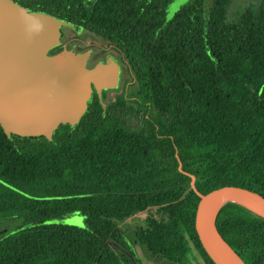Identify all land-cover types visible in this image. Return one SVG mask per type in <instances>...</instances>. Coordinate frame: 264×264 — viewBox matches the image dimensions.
<instances>
[{
  "label": "trees",
  "instance_id": "1",
  "mask_svg": "<svg viewBox=\"0 0 264 264\" xmlns=\"http://www.w3.org/2000/svg\"><path fill=\"white\" fill-rule=\"evenodd\" d=\"M14 1L129 47L149 118L131 131L122 107L94 97L51 140L0 126V264H137L132 244L215 264L195 228L198 193L264 197V0L233 19L235 0ZM72 214L85 227L56 223ZM217 227L245 264H264L262 217L227 203Z\"/></svg>",
  "mask_w": 264,
  "mask_h": 264
},
{
  "label": "water",
  "instance_id": "2",
  "mask_svg": "<svg viewBox=\"0 0 264 264\" xmlns=\"http://www.w3.org/2000/svg\"><path fill=\"white\" fill-rule=\"evenodd\" d=\"M63 27L74 26L30 12L14 0H0V125L8 137L41 135L51 140L60 125L73 128L79 123L91 99L92 83L100 90L110 85L98 82L116 79L112 62L88 70L89 52L49 56L60 44ZM191 187L195 190L193 176ZM198 195L195 228L211 260L245 264L220 234L217 216L224 205L235 203L264 219V197L235 185Z\"/></svg>",
  "mask_w": 264,
  "mask_h": 264
},
{
  "label": "flooded vegetation",
  "instance_id": "3",
  "mask_svg": "<svg viewBox=\"0 0 264 264\" xmlns=\"http://www.w3.org/2000/svg\"><path fill=\"white\" fill-rule=\"evenodd\" d=\"M65 28L72 29L73 31L77 30V32L67 35L64 32ZM83 32L94 35L78 27H63L60 30V44L52 49L48 55L62 57L65 52H68L71 44H73L76 46L75 52L83 54L90 53L86 62V68L88 70H93L99 65L108 66L111 62L114 63L117 67L116 79L112 82L108 80H102V83L98 82L100 85L108 83L110 85L109 87H102L100 90L96 87L97 83H92L91 99L98 97L100 98V103L106 102L110 105L117 103L127 112L124 121L128 118L138 121L143 116L149 118V115L142 109L144 100L137 95L139 71L138 65L131 54L132 50L123 43L112 46L96 35L94 36L101 39V41H97L90 36H83ZM71 51L73 50L71 49ZM141 123L140 121L137 126H134V129H131L127 127L126 122V128L131 131L140 130ZM157 137L162 138L163 136L158 135Z\"/></svg>",
  "mask_w": 264,
  "mask_h": 264
},
{
  "label": "rangeland",
  "instance_id": "4",
  "mask_svg": "<svg viewBox=\"0 0 264 264\" xmlns=\"http://www.w3.org/2000/svg\"><path fill=\"white\" fill-rule=\"evenodd\" d=\"M189 0H176V2L173 4L171 10L173 9L174 11L178 10L179 7H181L184 3L188 2ZM261 0H235L232 8H231V14L230 18L233 19L235 13L238 12L239 8L250 5V4H258L260 3ZM65 34L70 35V34H75L77 30L73 31L72 29L65 28L64 29ZM83 36H90L91 38H94L97 41H101V39L96 38L94 35L88 34L87 32L82 33ZM71 49L74 51L76 49V46L71 44L70 48L68 51H71ZM245 101H243L244 104ZM127 126L130 127L131 129H134V126H137V124L140 122L139 120H130L129 118L126 120ZM1 126V125H0ZM2 127V126H1ZM3 129V128H2ZM4 131V130H3ZM56 223H61L64 225H69V226H74L78 228H83L85 227L86 223V218L80 214H72L68 215L64 218H61L56 221ZM134 227L133 224H130L125 228V230H131ZM129 234H131L130 231H128ZM131 236V235H130ZM129 237V236H127ZM127 240L130 241L129 238H126ZM131 242V241H130ZM132 242L130 243V245ZM131 249L136 253V258L140 260L137 264H169V263H164L160 262L158 260H153L151 258H148L147 255L143 252V250L139 246H134L133 244L131 245Z\"/></svg>",
  "mask_w": 264,
  "mask_h": 264
}]
</instances>
